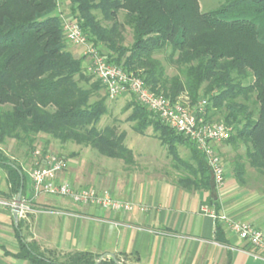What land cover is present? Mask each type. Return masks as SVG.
Segmentation results:
<instances>
[{"label": "trees", "instance_id": "trees-1", "mask_svg": "<svg viewBox=\"0 0 264 264\" xmlns=\"http://www.w3.org/2000/svg\"><path fill=\"white\" fill-rule=\"evenodd\" d=\"M68 1L71 19L94 46H105L108 64L143 76L152 92L171 100L184 92L193 104L201 92L209 97L206 119L212 122L221 112L223 123L231 129L230 138L223 142L235 148L243 144L248 164L264 175V0H226L207 12L199 0ZM57 9L58 0H0V146L7 139L16 140L27 148L19 149L24 157L34 155L43 162L47 153L39 151L37 156L34 143L45 134L133 164L134 153L125 145L126 133L96 126L108 107L104 99L92 102V98L105 87L99 80L90 88L79 84L89 81L84 76V57L77 58L68 50ZM126 28L133 34L131 45L124 44ZM168 50L167 61L179 72L172 77L156 58ZM132 105L128 119L135 122L133 130L144 135L152 127L173 155L174 168L181 171L176 184L186 191H209L205 207L214 204L219 216L205 155L156 113L137 100ZM178 145L190 149V160L179 156ZM242 160L238 157L233 165L239 181L246 174ZM0 166L8 174L11 197L6 199H13L22 187L20 172L24 192L25 172L1 148ZM218 232L222 233L220 225ZM16 236L19 250L11 255L30 264H97L99 259L89 252H76L60 260L57 252L42 251L36 242L27 241L20 223Z\"/></svg>", "mask_w": 264, "mask_h": 264}, {"label": "crops", "instance_id": "crops-1", "mask_svg": "<svg viewBox=\"0 0 264 264\" xmlns=\"http://www.w3.org/2000/svg\"><path fill=\"white\" fill-rule=\"evenodd\" d=\"M12 143L0 148L22 166L26 176L22 199L31 203L32 211L17 220L12 210L0 209V264H30L11 255L19 250V223L27 241L36 242L46 252H89L99 258L113 254L121 264H264L263 254L204 210L209 191H186L176 184L180 174L141 175L122 169L108 178L86 177L77 173V164L71 161L57 175L59 183L68 181L78 189H109L116 198L135 206L131 212L113 211L76 204L58 195H36L30 176L32 157H24L17 148L9 152ZM7 179L0 166L3 198L11 197ZM231 179L226 178L223 188L213 192L218 213L249 222L264 233V207L257 200L245 199ZM214 207L208 209L215 211Z\"/></svg>", "mask_w": 264, "mask_h": 264}, {"label": "rangeland", "instance_id": "rangeland-1", "mask_svg": "<svg viewBox=\"0 0 264 264\" xmlns=\"http://www.w3.org/2000/svg\"><path fill=\"white\" fill-rule=\"evenodd\" d=\"M226 0H199L201 9L205 12L217 9L220 5L225 3ZM57 15L61 18V15L71 20L69 1L68 0H58V9L56 11ZM99 18L101 15L97 12ZM64 33V32H63ZM65 36V34H64ZM65 42L67 44L68 50L75 57H84L83 69L84 76L89 79L88 83L80 81L79 84L85 88H90V86L98 81L96 75L93 71V58L90 54H85L86 47L76 46L72 44L65 36ZM133 42V34L130 28H126L124 31V44L131 45ZM88 45L92 46L97 50L98 54L105 58L108 54L105 46L103 44H94L88 41ZM80 53V54H79ZM170 51H163L156 55L162 65L165 67L166 74L169 77L177 75L178 69L175 64H171L167 61ZM138 72L143 74V70L140 69ZM141 77V76H140ZM143 78V76H142ZM149 88V87H148ZM150 89V88H149ZM188 93H182L177 99L185 104L191 103L192 105H197L202 101H207L209 97L205 96L203 92L200 94L199 100L193 104L189 99ZM255 98V95L254 97ZM104 99L108 107V113L100 118L97 123L98 129H104L107 126L115 127L117 132H125L126 140L125 145L131 149L134 153V163L127 165L123 160L111 159L100 155L95 149L91 147H85L83 145H78L73 142L61 143L59 140H55L49 135L40 134L34 143V150H38L41 153L54 154L63 158L66 162H76L77 173H85L90 177H106L112 176L114 173H122L125 171L139 173L141 175H155V176H178L180 170L174 168L175 162L173 155L169 152L165 145H162L158 139V133L154 131L152 127L147 128L144 135H140L133 130L135 122L130 121L128 118L133 112V101L135 98L130 94H125L123 96L116 97L114 99L109 98L106 89L100 88L93 96L92 102ZM138 102V101H137ZM256 108V107H255ZM256 110V109H255ZM206 111V108H205ZM215 112H217L215 110ZM257 112V111H255ZM222 113L215 115L212 122H224ZM6 142H13L14 147L9 148V152L13 153L12 150L15 148L22 149L26 151V146H20V143L16 140L7 139ZM22 147V148H21ZM6 149V148H5ZM179 156L183 160H190L191 151L187 146L178 145L177 146ZM8 150V149H7ZM216 150L225 166V179L231 178L234 180L235 184L240 186L241 193L244 194L245 199L257 200L264 207V175L258 172L256 169L252 168L246 159V147L240 144L237 148L233 147L224 142H219L216 145ZM20 151V150H19ZM21 152V151H20ZM32 152V151H31ZM34 152V151H33ZM36 156V155H35ZM32 160L29 162L31 171L36 168V162L42 163L40 158L33 156ZM241 157L246 165V174L241 179L237 180L235 171H233L234 161ZM64 168V169H65ZM122 169H124L122 171ZM231 179V180H232ZM74 187V186H73ZM75 188V187H74ZM85 188V187H83ZM88 188V187H87ZM92 188V187H89ZM78 189V188H75ZM95 189V188H93ZM104 190V189H103ZM100 189V191H103ZM107 191L110 192L109 189ZM111 193V192H110ZM112 194V193H111ZM113 195V194H112ZM114 196V195H113ZM115 197V196H114ZM67 199V198H65ZM32 208V207H31ZM30 212L27 214V216ZM55 255L60 259L64 260L67 254L55 253Z\"/></svg>", "mask_w": 264, "mask_h": 264}, {"label": "built area", "instance_id": "built-area-1", "mask_svg": "<svg viewBox=\"0 0 264 264\" xmlns=\"http://www.w3.org/2000/svg\"><path fill=\"white\" fill-rule=\"evenodd\" d=\"M61 18L66 38L76 46L86 47L85 54H90L93 58L94 74L104 85L109 98L114 99L125 94L133 95L141 105L156 113L169 128L193 141L206 157L216 190L223 188L226 182L225 166L216 150V145L230 138L231 129L224 123L210 122L206 119L207 102L202 101L197 105L185 104L179 99L171 100L163 94L152 92L145 85L142 77L108 64L94 47L88 45L87 36L79 23L72 19L68 20L62 15ZM36 155L39 156L40 152L37 151ZM36 166L30 173L36 195L41 193L58 195L76 204L92 205L113 211L131 212L135 208L131 202L118 199L107 190L75 189L68 181L57 182V175L66 166L65 160L57 155L47 154L41 164L36 162ZM15 206V198L6 199L0 196V209L13 211ZM204 210L215 215L234 234L264 255V233L260 229L249 222L235 220L225 213L217 216L215 211H211L208 207H204ZM31 211V203L22 199L18 216L25 218Z\"/></svg>", "mask_w": 264, "mask_h": 264}, {"label": "water", "instance_id": "water-1", "mask_svg": "<svg viewBox=\"0 0 264 264\" xmlns=\"http://www.w3.org/2000/svg\"><path fill=\"white\" fill-rule=\"evenodd\" d=\"M20 176H21V178H22V187H21V189H20V191L18 192V194L16 195V197H15V201H16V206H15V208L13 209V214L15 215V218L18 220V218H19V211H20V204H21V202H22V197H23V175H22V173L20 172ZM105 258H110V259H113L114 260V262H115V264H121L120 262H119V260L113 255V254H107V255H104V256H102L101 258H99L98 260H97V264L99 263V262H101V261H103Z\"/></svg>", "mask_w": 264, "mask_h": 264}]
</instances>
